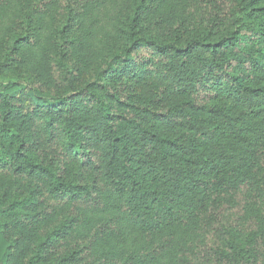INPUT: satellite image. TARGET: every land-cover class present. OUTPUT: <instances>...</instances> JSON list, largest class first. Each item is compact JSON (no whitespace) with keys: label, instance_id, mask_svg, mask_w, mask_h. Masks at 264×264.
Listing matches in <instances>:
<instances>
[{"label":"trees","instance_id":"1","mask_svg":"<svg viewBox=\"0 0 264 264\" xmlns=\"http://www.w3.org/2000/svg\"><path fill=\"white\" fill-rule=\"evenodd\" d=\"M0 264H264V0H0Z\"/></svg>","mask_w":264,"mask_h":264}]
</instances>
